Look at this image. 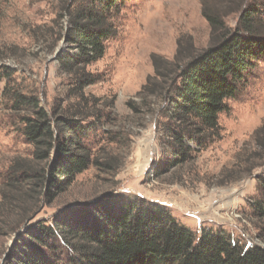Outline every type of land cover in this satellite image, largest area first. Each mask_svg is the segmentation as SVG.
<instances>
[{"label":"rangeland","instance_id":"obj_1","mask_svg":"<svg viewBox=\"0 0 264 264\" xmlns=\"http://www.w3.org/2000/svg\"><path fill=\"white\" fill-rule=\"evenodd\" d=\"M246 1L260 8L263 41L264 0ZM69 2L79 4L0 0V264H15L23 242L25 250L40 248L26 234L37 230L38 222L51 225L76 209L91 213L99 202L110 208L158 205L197 237L227 234L245 249L264 248L263 224L254 212L264 178V55L227 101L220 137L194 146L190 162L158 170L167 163V141L159 127L164 103L143 87L155 77L153 58L173 61L180 39L196 50L210 47L201 0H125L105 56L88 68L98 82L85 90L95 116L83 123L92 126L84 142L97 164L54 200L42 197L34 175L28 180V173H22L43 170L48 162L33 161V146L21 123L30 111L15 107V95L37 98L51 116L77 104L58 61L68 45L70 16L64 8ZM239 15L227 18L232 29L238 27ZM54 161L52 157L51 165ZM47 252L57 263L67 262L65 249L54 245Z\"/></svg>","mask_w":264,"mask_h":264},{"label":"trees","instance_id":"obj_2","mask_svg":"<svg viewBox=\"0 0 264 264\" xmlns=\"http://www.w3.org/2000/svg\"><path fill=\"white\" fill-rule=\"evenodd\" d=\"M75 1L78 6L69 2L64 8L70 16L68 45L58 61L77 104L63 115L51 116L35 97L18 92L14 98L16 108L30 111L21 123L27 143L33 146V161L48 162L43 170L24 168L22 173H28V180L34 175L42 197L50 200L97 164L84 142L92 126L83 123L95 116L85 90L98 82L88 68L105 56L125 0ZM201 1L211 29L210 47L196 50L190 41L180 39L173 61L153 58L155 77L143 87V92L155 95L156 102L164 103L165 118L159 127L167 141V163L160 165L159 172L190 162L197 151L194 146L220 137V116L227 112V101L235 97L246 73L264 55L258 6L246 0ZM232 14H240L236 29L226 21ZM4 72L9 78L10 70ZM259 187L261 199L255 202L254 212L264 231V178ZM92 208L91 213L76 209L51 225L38 222V229L26 234L40 248L31 245L25 250L27 242H23L15 264H60L47 252L54 245L69 253L65 264H264V248L245 249L227 234L197 237L158 205L110 208L99 202Z\"/></svg>","mask_w":264,"mask_h":264},{"label":"water","instance_id":"obj_3","mask_svg":"<svg viewBox=\"0 0 264 264\" xmlns=\"http://www.w3.org/2000/svg\"><path fill=\"white\" fill-rule=\"evenodd\" d=\"M62 54V53H61Z\"/></svg>","mask_w":264,"mask_h":264}]
</instances>
